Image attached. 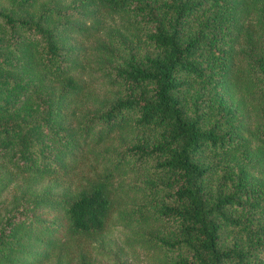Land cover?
Here are the masks:
<instances>
[{
	"label": "trees",
	"instance_id": "16d2710c",
	"mask_svg": "<svg viewBox=\"0 0 264 264\" xmlns=\"http://www.w3.org/2000/svg\"><path fill=\"white\" fill-rule=\"evenodd\" d=\"M225 1L0 9V264H93L114 212L159 264H264V0ZM116 15L143 28L144 53L138 32L107 28ZM115 132L126 146L100 148ZM54 173L77 187L51 193ZM141 186L152 212L132 206Z\"/></svg>",
	"mask_w": 264,
	"mask_h": 264
},
{
	"label": "rangeland",
	"instance_id": "374dc122",
	"mask_svg": "<svg viewBox=\"0 0 264 264\" xmlns=\"http://www.w3.org/2000/svg\"><path fill=\"white\" fill-rule=\"evenodd\" d=\"M21 0H0V9L7 10L11 7V5ZM24 3L34 2V5H31V8L34 12L40 11L44 7H48L54 4H62L65 6H70L74 3V0H23ZM220 6L226 7L225 0H220ZM207 12V11H205ZM204 13V12H203ZM200 13L195 21L198 23H202L205 21L204 14ZM132 19L131 16L127 15H116L113 17L106 16L104 17V22L108 26L107 28L113 29V35L120 36L118 32L122 33H129L131 30H135L138 32V40L132 44V46H137V52L139 54L144 53L149 46L146 44V41L143 38L142 32L143 28L139 30L136 29L135 25H131L129 20ZM60 21V20H59ZM194 21V20H193ZM126 26V27H125ZM117 28V30H115ZM68 39L70 40L71 44H76L81 46L79 50L83 47L90 49V42L92 41L93 37H82L77 32L70 31ZM95 35V34H94ZM118 51L122 57H126L127 54L124 51L122 45L119 44ZM83 53V50L81 51ZM97 90L102 91V88L96 85ZM131 137L130 132H115L104 144L100 145V148H108L109 150L112 149H121L122 147L126 146L129 139ZM89 162L91 158L89 157ZM146 176L145 170L139 169L134 172H130L126 175L122 180L125 184H135L140 186L143 180V177ZM78 175H70L63 177L60 174L54 173V175L49 176L42 180L41 184L44 188L49 187L51 193L53 194H69L72 190L77 187L78 184ZM134 194L131 195L132 198L136 197L137 204L132 205L133 208H140L142 207L143 212H152L153 209L156 207L155 198L152 197L148 190L141 189ZM128 197L129 201L130 198ZM147 198V199H145ZM132 202V200H131ZM146 205L144 207L143 205ZM44 209L41 211L40 214H44ZM45 216L49 219L52 216V213H48L45 210ZM140 226L139 223L134 222L133 224L123 223L120 221L117 216L114 214L112 215L111 219L107 223L105 229L99 234L97 239L93 241L91 244L86 246V250L91 255L93 264H159V254L160 252L155 249H147L145 246H141L134 241V235L132 232ZM39 251H42V248H38ZM55 261L52 252L48 253V259L38 263V264H53Z\"/></svg>",
	"mask_w": 264,
	"mask_h": 264
}]
</instances>
